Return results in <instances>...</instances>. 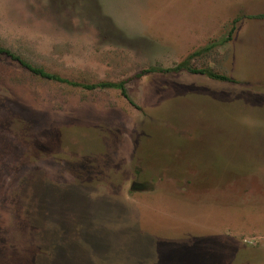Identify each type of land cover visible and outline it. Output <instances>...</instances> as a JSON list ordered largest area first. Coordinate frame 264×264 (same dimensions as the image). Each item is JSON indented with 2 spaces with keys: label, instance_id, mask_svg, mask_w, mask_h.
Returning a JSON list of instances; mask_svg holds the SVG:
<instances>
[{
  "label": "rangeland",
  "instance_id": "1",
  "mask_svg": "<svg viewBox=\"0 0 264 264\" xmlns=\"http://www.w3.org/2000/svg\"><path fill=\"white\" fill-rule=\"evenodd\" d=\"M264 0H0V264H264ZM240 17L232 38L233 19ZM193 64L233 81L171 67Z\"/></svg>",
  "mask_w": 264,
  "mask_h": 264
},
{
  "label": "trees",
  "instance_id": "2",
  "mask_svg": "<svg viewBox=\"0 0 264 264\" xmlns=\"http://www.w3.org/2000/svg\"><path fill=\"white\" fill-rule=\"evenodd\" d=\"M252 18H264V13L258 14V15H252L250 16ZM240 20V17H237L233 19L231 23V28L229 30V33L227 35V39L225 41L230 40L232 38V35L234 31L237 28V23ZM215 46V44L207 45L199 50H195L194 52L190 53L187 57H185L180 62L176 63L174 66L171 67H151L147 70H143L137 74V76L141 77L144 74L148 72H164V73H181V72H190L193 74H202L206 75L211 79L215 80H222V81H233L234 79L231 76H228L227 74L220 73L213 69L212 67H198L193 64V60L210 50ZM0 54L9 57L10 59L17 61L22 67L27 69L32 74L49 81H56V82H63L75 86H80L82 88L88 89V90H94V89H108V88H117L121 91L122 95L125 96L127 99L131 100L128 87H127V81L121 80V81H99V82H92V83H85V82H79L75 80H71L68 78H65L57 73L51 72L47 70L43 66H39L30 60L26 59L22 55L16 53L11 48H8L6 46H3L0 44Z\"/></svg>",
  "mask_w": 264,
  "mask_h": 264
}]
</instances>
